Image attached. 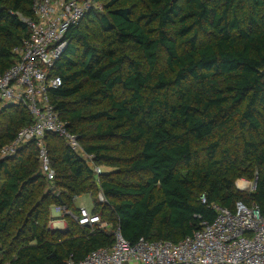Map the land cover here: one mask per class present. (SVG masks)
I'll list each match as a JSON object with an SVG mask.
<instances>
[{
	"label": "trees",
	"instance_id": "16d2710c",
	"mask_svg": "<svg viewBox=\"0 0 264 264\" xmlns=\"http://www.w3.org/2000/svg\"><path fill=\"white\" fill-rule=\"evenodd\" d=\"M97 1L66 31L48 96L94 163L117 170L95 174L51 133L53 180L33 142L0 159V264L78 261L116 229L132 244L177 242L214 218L213 203H254L264 216V0ZM33 3L0 0V72L29 35ZM31 121L2 108L0 147ZM239 178L255 189L238 191ZM86 193L107 227L78 222ZM53 206L62 229L48 226Z\"/></svg>",
	"mask_w": 264,
	"mask_h": 264
},
{
	"label": "built area",
	"instance_id": "2783aa9c",
	"mask_svg": "<svg viewBox=\"0 0 264 264\" xmlns=\"http://www.w3.org/2000/svg\"><path fill=\"white\" fill-rule=\"evenodd\" d=\"M32 17L22 18L29 35L14 48V61L0 72V110L4 107L24 108L31 116L30 124L19 128L14 138L0 147V159L14 156L26 143L33 142L41 169L48 180H53L48 148L44 137L57 134L69 149L84 160L92 172L100 174L101 165L79 143V136L68 131L48 96L51 88L61 84L57 76L50 75L53 64L63 50L64 35L92 9H99L97 0H34ZM256 178L235 181L238 191L251 192ZM99 199L105 200L101 192ZM201 201L205 198L202 195ZM215 215L211 221H201L199 229L177 242L149 241L139 238L129 243L113 231L111 246L90 251L81 260L69 255L64 264H264V216L256 204L236 202L233 210L215 203L210 205ZM80 224H99L97 214L80 209Z\"/></svg>",
	"mask_w": 264,
	"mask_h": 264
},
{
	"label": "rangeland",
	"instance_id": "374dc122",
	"mask_svg": "<svg viewBox=\"0 0 264 264\" xmlns=\"http://www.w3.org/2000/svg\"><path fill=\"white\" fill-rule=\"evenodd\" d=\"M99 5H100V3H99ZM163 65H164V62H163V54H162V52H160V58H159V64H158L159 70L163 67ZM101 169H102L101 172H104V173H114L117 170L116 168H111V167H106V166H101ZM113 176L115 178L116 176H119V175L114 174ZM92 199L93 198L91 197V195L88 194V193H86V194H82V195L76 197V199L74 200V203H75V206L77 208H79V209L85 208L86 211L90 212L91 211V208H92V205H93ZM97 199L101 203L105 202V200H102L101 201L99 199L98 195H97ZM52 208H51L52 211L50 212V218L51 219L48 222V226L50 228H53L54 227L55 222H59L57 220L63 219L62 218V208L60 209L59 206H53ZM53 211H54V213H53ZM68 213H70V212H68ZM105 213L107 215H110V211L107 210V209H105ZM53 214H57V215H53ZM63 226H66V221L65 220H64V224L62 225V227ZM109 230H110V228H109Z\"/></svg>",
	"mask_w": 264,
	"mask_h": 264
},
{
	"label": "crops",
	"instance_id": "0c3cea01",
	"mask_svg": "<svg viewBox=\"0 0 264 264\" xmlns=\"http://www.w3.org/2000/svg\"><path fill=\"white\" fill-rule=\"evenodd\" d=\"M52 209H53V208H52ZM52 209H51V211H52ZM60 209H61V208H60ZM53 213H54V211H53ZM53 215H57V214H53ZM57 221H59V222H55L53 228H55V229H62V228L65 227V226L62 227V225L64 224V220H63V219H59V220H57Z\"/></svg>",
	"mask_w": 264,
	"mask_h": 264
},
{
	"label": "water",
	"instance_id": "95a60500",
	"mask_svg": "<svg viewBox=\"0 0 264 264\" xmlns=\"http://www.w3.org/2000/svg\"><path fill=\"white\" fill-rule=\"evenodd\" d=\"M59 197V196H58Z\"/></svg>",
	"mask_w": 264,
	"mask_h": 264
}]
</instances>
